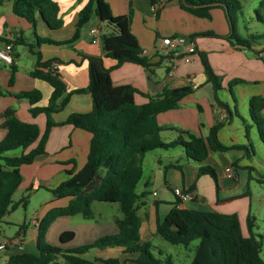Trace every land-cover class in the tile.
Returning <instances> with one entry per match:
<instances>
[{"label":"crops","instance_id":"0c3cea01","mask_svg":"<svg viewBox=\"0 0 264 264\" xmlns=\"http://www.w3.org/2000/svg\"><path fill=\"white\" fill-rule=\"evenodd\" d=\"M58 4L62 24L50 29L42 21L36 23V33L41 37L53 41L69 40L75 30L74 23L78 11L87 0H55ZM113 15H124L132 12L130 28L142 47L143 55L153 64L150 68L132 62H123L116 66L113 58L105 57L101 43H92L90 27H97L101 34L108 33V27L92 16L79 32V36L71 43L55 44L41 43L35 49L41 53V61L50 60V69L58 73L66 86V92H72L66 105L51 114L55 125H52L44 143V153L37 155L31 163L22 164L19 168L22 181L12 194L15 202L22 196H27L25 207L17 206L0 219V242L5 239L17 238L18 243L8 245L0 251V264H8V257L21 253H37L38 223L46 213L54 208L63 207L69 197L54 198L49 191L59 183L77 172L85 163L89 151L91 134L86 130L63 123L70 113L88 112L92 108L90 94L86 91L88 85V62L82 55L101 56L103 65L110 70V77L114 85H131L137 92L134 94L136 103H144L147 98L143 94L154 95L164 88H176L189 85L192 93L183 97L176 108L160 112L156 116L161 126H174L205 137L209 129L219 120L224 124L217 132L218 140L227 146L248 145L251 143L257 153L247 156L241 149H229L223 152L211 151L202 162L188 157L185 148L177 145L163 150L164 153H150V157L143 156L142 175L136 184L137 193L146 192L141 197L137 209L140 217L139 236L141 242H149L152 249L156 248L155 223L156 218L162 219L175 205L180 208L211 210L220 213H235L242 226L249 214L256 216L262 222L264 216V144L260 140L257 128L249 114L248 101L252 95L264 97V37L257 39L250 48L236 47L222 38L213 36H196V53L188 63L178 60L175 68L170 69L166 56L158 50L159 41L163 36H171L184 32L200 33L212 31L218 35L228 32V25L220 8L210 9V18L197 17L183 10L178 0H170L159 6L157 13L149 0H105ZM249 18L254 24H264L257 19L256 10L264 13V0H249ZM169 3V4H168ZM168 4V5H167ZM243 17V12L241 13ZM181 20L186 24L182 28ZM247 27L245 34H264V26ZM21 35L22 48L13 45V82L9 84L11 66L0 61V114L7 108L14 109V115L21 121L33 122L39 130L38 138L26 147L27 153L40 142L46 129V114L39 112L32 116L29 112L31 104L26 99H17L14 93L36 89L40 92V99L35 104H48L53 88L44 80L33 78L29 72L35 67V55L28 50L27 44L34 43L32 25L25 19L14 15L10 3L0 6V48L11 33ZM182 35V34H180ZM200 53H204L213 71L221 77V88L216 91L217 98L230 110L220 106L216 99L212 85L206 80L200 60ZM46 71L47 67H40ZM143 93V94H142ZM60 99L57 100L59 102ZM264 117V110H262ZM4 118L0 117V139L5 134L2 127ZM245 124L248 136H246ZM165 142L176 138L177 132L165 129L160 132ZM16 150V149H15ZM255 151V150H254ZM22 152L19 148L14 155ZM8 153V152H7ZM10 155V154H9ZM183 159L184 165L179 161ZM237 161V166L232 163ZM208 164L216 171V181L208 174L198 175V167ZM177 165L179 168L175 167ZM231 167L234 176L228 177L225 168ZM148 168L145 175V168ZM242 170L247 174L242 175ZM154 173L163 176L166 188L181 187L193 191L195 198L191 201L180 202L175 197L169 206L159 203L158 192L152 188L150 177ZM191 187V188H190ZM152 192H156L153 196ZM18 193L20 196L14 198ZM30 211L28 218L15 217L19 207ZM116 206L118 205H110ZM163 208V209H162ZM162 209V212H161ZM93 210V203H92ZM85 219L80 215L57 216L49 224L45 238L49 244L61 249H71L89 244L98 238L114 234L117 227L116 217H96ZM24 224L21 234H17L18 225ZM263 228V222H262ZM16 227L13 234H6ZM65 231H72L73 238L68 242H61L60 235ZM194 250V249H193ZM154 254V252L152 251ZM161 260L164 250L157 249ZM81 256L94 264H110L103 260L116 258L123 264H135L131 261L135 253H126L122 246L92 248ZM171 259V258H170ZM190 263V262H189ZM54 264H70L57 257Z\"/></svg>","mask_w":264,"mask_h":264},{"label":"trees","instance_id":"16d2710c","mask_svg":"<svg viewBox=\"0 0 264 264\" xmlns=\"http://www.w3.org/2000/svg\"><path fill=\"white\" fill-rule=\"evenodd\" d=\"M150 3L163 5L170 0H149ZM10 3L11 12L29 22L33 28L34 43L27 44L28 50L35 55V67L29 72L33 78L47 82L52 88L48 104L35 105L40 99V92L36 89L14 93L17 99H26L31 104L29 112L36 116L39 112L46 114V129L39 144L33 150L25 153L23 150L32 144L39 136L35 123L24 122L14 115L13 108L5 109L2 127L5 134L0 139V219L14 210L17 206L25 207L27 196L12 200V194L22 181L20 166L31 163L34 158L44 153V143L52 125H55L51 114L62 109L72 92H66V86L59 78L58 73L50 69V60L41 61V53L35 48L41 43L64 44L71 43L79 36L80 29L88 23L92 16H96L109 29L108 33L101 34L100 43L105 57L113 58L116 66L123 62H132L145 68L153 66L143 55L142 47L130 28L132 12L124 15H113L109 4L105 0H87L78 11L74 23V33L64 42L53 41L41 37L36 33L38 20H42L50 29L58 28L62 21L58 16L59 7L55 0H0V6ZM179 6L197 16L210 18V9L220 8L225 16L228 32L218 35L212 31H205L190 35L213 36L225 39L236 47L250 48L251 44L264 34H249L241 36L237 31V14L242 13L238 0H178ZM257 19L264 23V13L256 10ZM7 40H5L6 42ZM13 45L23 43L22 37L13 40ZM88 62V85L86 91L91 96L92 108L88 112L70 113L63 123L86 130L91 134L89 151L84 165L69 178L49 189L54 198L69 197L63 207L49 210L38 223L37 253L21 252L8 257V264H54L59 256L70 264H94L81 256L92 248L122 246L124 252L135 253L131 259L135 264H172L170 258L161 260L151 251L149 242H141L139 236L140 217L137 214L139 201L146 192L137 193L136 184L142 175V159L145 153L161 149L166 150L182 145L188 157L202 162L206 159L209 150L226 151L241 149L250 156L255 153L251 143L248 145H224L218 140L217 132L224 124L219 119L205 137L174 126H161L157 123L158 113L176 108L178 102L192 93L189 85L164 88L154 95L143 94L147 101L136 103L134 94L137 90L131 85H114L110 77V70L103 65L101 56L82 55ZM200 60L206 80L211 83L215 99L223 106L228 115L230 110L216 96L221 88V77L217 75L204 53H200ZM11 66L9 84L13 82L15 67ZM40 67H47L46 71ZM1 92V90H0ZM59 102H57V100ZM249 114L255 124L260 140L264 144V97L252 95L248 101ZM169 129L177 132L175 139L165 142L160 132ZM246 136H248L245 124ZM22 149L18 155H9L7 152ZM232 165L237 166V161ZM175 167L179 168L177 165ZM198 175L208 174L216 181L215 169L208 165L198 167ZM191 188V187H190ZM190 190V189H187ZM117 203L121 217L114 222L117 232L104 235L92 243L71 249H61L49 244L45 234L49 224L57 216L80 215L85 219H92L93 202ZM177 201H179L177 199ZM263 230L259 231L256 216L249 214L242 226L235 213H220L211 210H198L173 206L160 219L156 218L155 233L170 244L187 246L197 239L198 243L193 250L189 264H264L261 251L264 246V216ZM24 224L18 225L17 234H21ZM73 238L72 231H65L60 235L61 242H68ZM110 264H123L116 258L103 260Z\"/></svg>","mask_w":264,"mask_h":264},{"label":"rangeland","instance_id":"374dc122","mask_svg":"<svg viewBox=\"0 0 264 264\" xmlns=\"http://www.w3.org/2000/svg\"><path fill=\"white\" fill-rule=\"evenodd\" d=\"M241 8H242V12H243V17L241 16V14H237V31L238 33L243 36L246 37L247 35L245 34V29L247 27H251L252 25H259L258 27H262L264 26V24H257V22L254 24V22H252L249 18V11H250V2L249 0H238ZM7 4L9 2H6ZM5 3V4H6ZM169 4V3H168ZM167 4V5H168ZM181 8V7H180ZM260 10V9H259ZM193 15V14H192ZM195 16V15H194ZM211 17V16H210ZM180 25L183 27L186 26L185 22L183 20H181ZM254 26V28H255ZM197 33V32H195ZM195 33H191L192 35ZM180 34L182 35H187L184 32H180ZM16 48L21 49L22 46L21 44H17ZM255 152L257 153V150L254 149ZM18 149L16 150H12V151H8V154L10 155H14L15 152H17ZM164 153L163 150L161 149H156L150 152L145 153L146 157H150V153ZM179 163L181 165H184V161L183 159L181 161H179ZM148 172V168H145V175H147ZM242 175L245 176L247 174L246 170H242ZM150 183L152 185V188H154L157 192H158V198L161 199V201L159 203H162L163 205H167L169 206L172 202H174L175 200V195L173 194L172 189L173 188H166L163 184V176L161 173H159L158 176H155L154 173L151 175L150 177ZM20 195L18 193H16L14 195V198H18ZM110 205H118L117 203H108V202H93V211L96 214V217H102V218H108V217H112V216H119L121 215V212L119 210V208H117L116 206H110ZM163 209V208H162ZM161 209V212H162ZM23 215H26V217L28 218L29 216H31V212L29 211H24V208H22L21 206L17 209V211L15 212L14 216L18 217V218H23ZM258 225H259V231L262 232L263 228H262V222L258 219ZM16 230V227L13 229L11 228L9 231L6 232V234L11 235L14 233V231ZM156 245L157 247L152 249V251L154 252V254L156 256H159V254L157 253V249L159 248L160 250H164V253L162 254V257L164 258L166 255L168 254L171 258L172 264H189V262L192 259L193 256V249L195 247V245L198 243V240L195 239L193 241H191L187 246H184L182 244H170L169 242L165 241L164 239H162L160 236H157L156 240ZM261 256L264 259V246L262 248L261 251Z\"/></svg>","mask_w":264,"mask_h":264},{"label":"built area","instance_id":"2783aa9c","mask_svg":"<svg viewBox=\"0 0 264 264\" xmlns=\"http://www.w3.org/2000/svg\"><path fill=\"white\" fill-rule=\"evenodd\" d=\"M158 4H153L152 8L156 10ZM90 40L92 43H100L101 33L97 27H90L89 29ZM19 37V33H11L7 41L4 42L2 48H0V61L6 65H11L14 61L13 58V40ZM158 50H160L168 60V66L170 69L175 68L178 60L183 62H190L192 56L196 53V41L194 38L185 35H169L163 36L158 45ZM225 174L228 177L234 176L233 169L229 166L225 168ZM175 197L180 201H191L195 198L193 191L183 189L181 187H174L172 189ZM155 196L156 192H152ZM18 239H5L0 242V251L5 249L8 245L17 244Z\"/></svg>","mask_w":264,"mask_h":264}]
</instances>
